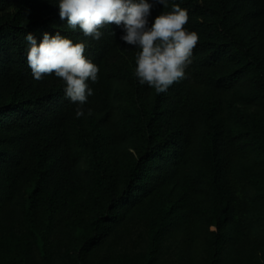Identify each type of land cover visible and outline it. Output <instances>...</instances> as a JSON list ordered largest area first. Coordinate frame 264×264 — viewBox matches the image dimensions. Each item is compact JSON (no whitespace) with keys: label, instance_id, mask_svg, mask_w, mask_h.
I'll use <instances>...</instances> for the list:
<instances>
[{"label":"trees","instance_id":"16d2710c","mask_svg":"<svg viewBox=\"0 0 264 264\" xmlns=\"http://www.w3.org/2000/svg\"><path fill=\"white\" fill-rule=\"evenodd\" d=\"M175 2L200 39L157 94L115 24L96 41L56 0H0V264H264V0ZM46 32L100 67L87 118L32 76Z\"/></svg>","mask_w":264,"mask_h":264},{"label":"clouds","instance_id":"9594fccd","mask_svg":"<svg viewBox=\"0 0 264 264\" xmlns=\"http://www.w3.org/2000/svg\"><path fill=\"white\" fill-rule=\"evenodd\" d=\"M170 0H56L59 17L66 28L99 41L102 27L115 24L121 29L119 39L137 50L134 76L141 86L157 94L187 78L193 49L200 37L185 28L188 10L172 0L171 11L150 19L156 4L169 6ZM115 34V32H113ZM27 63L37 81L54 74L64 81V96L76 104L77 119L86 117L84 105L94 94L91 83L98 82L100 67L85 55L88 44L75 42L57 32L37 37L27 33ZM92 114L87 110V116Z\"/></svg>","mask_w":264,"mask_h":264}]
</instances>
